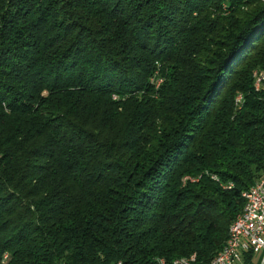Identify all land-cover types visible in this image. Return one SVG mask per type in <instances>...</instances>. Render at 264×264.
<instances>
[{
  "label": "trees",
  "instance_id": "obj_1",
  "mask_svg": "<svg viewBox=\"0 0 264 264\" xmlns=\"http://www.w3.org/2000/svg\"><path fill=\"white\" fill-rule=\"evenodd\" d=\"M263 176L264 0H0V264H210Z\"/></svg>",
  "mask_w": 264,
  "mask_h": 264
},
{
  "label": "built area",
  "instance_id": "obj_2",
  "mask_svg": "<svg viewBox=\"0 0 264 264\" xmlns=\"http://www.w3.org/2000/svg\"><path fill=\"white\" fill-rule=\"evenodd\" d=\"M247 190H251L249 209L235 217L237 233L228 241V248L216 264H251L250 258L254 254L259 256L257 264H264V176Z\"/></svg>",
  "mask_w": 264,
  "mask_h": 264
},
{
  "label": "bare ground",
  "instance_id": "obj_3",
  "mask_svg": "<svg viewBox=\"0 0 264 264\" xmlns=\"http://www.w3.org/2000/svg\"><path fill=\"white\" fill-rule=\"evenodd\" d=\"M260 81H261V79L258 78V80H257V82H256V87H259V85H260ZM240 99H241V96H239V97L237 98V101H240ZM242 196H243V198L245 199V206H244L242 212H240V213H243L244 211H248V209H249V199H251V190H247V191L243 192ZM240 213H239V214H240ZM236 233H237V223H236V219H235L234 222H233L232 225H231V228H230V231H229L228 240H227V243H226L224 249L222 250V252H221L219 255H217V256L212 260V262H211L210 264H216V260H217L218 258H220V257L223 255V253L226 251V249L228 248V241H229L230 239H233V236H234V234H236ZM194 259H195V255H193L191 258H186V259H182V260H177L175 263H176V264H178V263H185V264H187L189 261L194 260Z\"/></svg>",
  "mask_w": 264,
  "mask_h": 264
},
{
  "label": "crops",
  "instance_id": "obj_4",
  "mask_svg": "<svg viewBox=\"0 0 264 264\" xmlns=\"http://www.w3.org/2000/svg\"><path fill=\"white\" fill-rule=\"evenodd\" d=\"M258 258H259V256L257 254L252 255L250 258L251 264H257Z\"/></svg>",
  "mask_w": 264,
  "mask_h": 264
},
{
  "label": "rangeland",
  "instance_id": "obj_5",
  "mask_svg": "<svg viewBox=\"0 0 264 264\" xmlns=\"http://www.w3.org/2000/svg\"><path fill=\"white\" fill-rule=\"evenodd\" d=\"M155 80H156V79H155ZM155 80H154V82L157 83V85H159L160 82H161V80H158V81H155Z\"/></svg>",
  "mask_w": 264,
  "mask_h": 264
}]
</instances>
